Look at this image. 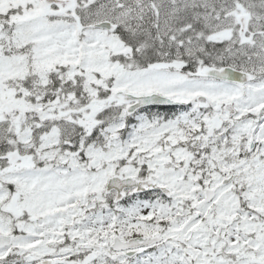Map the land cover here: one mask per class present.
I'll return each mask as SVG.
<instances>
[{
    "label": "snow or ice",
    "instance_id": "1",
    "mask_svg": "<svg viewBox=\"0 0 264 264\" xmlns=\"http://www.w3.org/2000/svg\"><path fill=\"white\" fill-rule=\"evenodd\" d=\"M0 264H264V0H0Z\"/></svg>",
    "mask_w": 264,
    "mask_h": 264
}]
</instances>
